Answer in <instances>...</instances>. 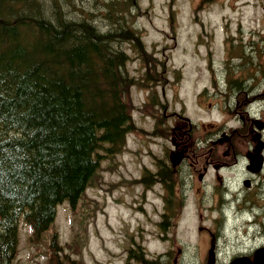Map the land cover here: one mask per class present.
I'll return each mask as SVG.
<instances>
[{"label": "rangeland", "instance_id": "374dc122", "mask_svg": "<svg viewBox=\"0 0 264 264\" xmlns=\"http://www.w3.org/2000/svg\"><path fill=\"white\" fill-rule=\"evenodd\" d=\"M45 4L50 19L87 21L101 33L113 32L120 20L143 50L136 54L134 40L118 43L130 57L126 70L140 82L147 63L148 80L129 91L135 130L123 151L101 160L76 208L57 206L39 238L20 223L13 264H128L129 250L170 264L172 247L184 252L179 264H198L196 221L184 209L178 227L164 229L165 191L153 171L173 151L172 125L182 118L195 126L206 115L194 100L210 78L250 76L249 70L264 77V0H30L39 10ZM170 183L174 193L178 176L171 175Z\"/></svg>", "mask_w": 264, "mask_h": 264}, {"label": "trees", "instance_id": "16d2710c", "mask_svg": "<svg viewBox=\"0 0 264 264\" xmlns=\"http://www.w3.org/2000/svg\"><path fill=\"white\" fill-rule=\"evenodd\" d=\"M50 9L0 0V264H13L20 223L39 238L57 206L75 209L101 160L134 130L126 96L137 82L118 43L134 40L138 55L137 37L120 20L101 33L87 21L52 20ZM133 252L128 264H160Z\"/></svg>", "mask_w": 264, "mask_h": 264}, {"label": "flooded vegetation", "instance_id": "af4514ba", "mask_svg": "<svg viewBox=\"0 0 264 264\" xmlns=\"http://www.w3.org/2000/svg\"><path fill=\"white\" fill-rule=\"evenodd\" d=\"M261 42L264 56L263 33ZM249 72L208 80L194 100L206 115L195 126H186L182 118L172 125L178 163L173 165L169 156L153 171L165 198L171 184L166 177L177 175L180 180L174 187L177 206L164 211L162 224L167 231L175 230L176 219L187 209L186 217L196 221L198 264L264 261V77ZM190 197H195L194 205ZM239 228H244L240 234ZM169 250L171 263L179 264L184 252L179 247Z\"/></svg>", "mask_w": 264, "mask_h": 264}, {"label": "water", "instance_id": "95a60500", "mask_svg": "<svg viewBox=\"0 0 264 264\" xmlns=\"http://www.w3.org/2000/svg\"><path fill=\"white\" fill-rule=\"evenodd\" d=\"M174 164V161H172ZM209 264H212V261H209ZM230 264H264V261L254 260L252 262L246 261L244 258H238L232 261Z\"/></svg>", "mask_w": 264, "mask_h": 264}, {"label": "bare ground", "instance_id": "6f19581e", "mask_svg": "<svg viewBox=\"0 0 264 264\" xmlns=\"http://www.w3.org/2000/svg\"><path fill=\"white\" fill-rule=\"evenodd\" d=\"M132 107V106H131ZM131 110H133V107L131 108Z\"/></svg>", "mask_w": 264, "mask_h": 264}]
</instances>
